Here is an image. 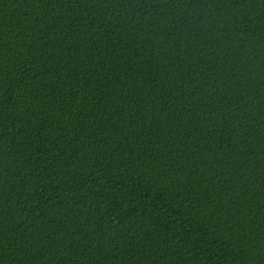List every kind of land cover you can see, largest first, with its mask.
<instances>
[{"label": "trees", "instance_id": "16d2710c", "mask_svg": "<svg viewBox=\"0 0 264 264\" xmlns=\"http://www.w3.org/2000/svg\"><path fill=\"white\" fill-rule=\"evenodd\" d=\"M0 264H264V0H0Z\"/></svg>", "mask_w": 264, "mask_h": 264}]
</instances>
